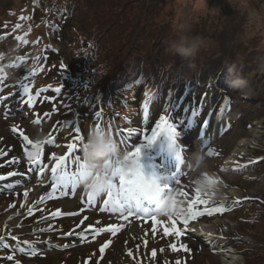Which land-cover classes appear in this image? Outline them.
I'll use <instances>...</instances> for the list:
<instances>
[{"label":"rangeland","instance_id":"rangeland-1","mask_svg":"<svg viewBox=\"0 0 264 264\" xmlns=\"http://www.w3.org/2000/svg\"><path fill=\"white\" fill-rule=\"evenodd\" d=\"M105 1H110L112 4H104V0L94 6L79 2L76 5L75 15L73 14L75 18L72 15L74 19L72 18L71 22L62 21V29L68 33V37L82 35L86 32L84 25H89L95 31L107 33L113 38L110 43L103 45L104 53H100V60L105 66L100 64L102 70H115L118 64L116 62L112 64L114 59L125 56L124 58H128L133 66L138 61L141 70L146 73L150 72L154 65H159L158 67L161 66L166 74L188 76L191 64L185 67L184 60L177 63L180 59L170 51L153 49L156 61L151 66L144 64L142 60L148 56L150 39H153V26L149 25L151 21L160 20L158 24L168 23L172 26L176 33L172 36L173 40L178 39L182 34L188 35L187 31L196 26L200 34L205 35L206 40L216 38L222 27L228 32L227 36L232 39L236 36L237 44L233 43L232 39H227L229 43L239 48L231 74H239L251 86V91L247 95H242L236 90L220 89L214 84L208 91L204 108L201 109L194 123L177 139V143L184 147V151L181 153L183 163L180 165L181 175L178 177L180 184L176 187L189 194L187 198L178 196L177 199L184 201L183 206L186 207L187 201L192 199L195 189L199 187L197 180L204 179L205 174L208 177H215L214 181L217 183L215 185L220 191L217 192L214 188L208 191L201 190L202 193H208L207 196H203L208 203L206 206L198 205L197 208L200 211H204L205 208L209 210L201 216L203 217L201 220L207 223L203 224V227L194 224L192 225L194 231L189 232L190 223L185 228L182 223L177 222V227L186 232L177 239L174 235H164L165 227L171 231V224L166 216L157 217L161 223L155 225V232L150 220H142L136 216L128 219L119 216V219H113L114 222L110 223L111 219L107 220L105 216H111L113 213L107 209L101 210L103 198L99 203L89 202L87 191L81 187H77L75 192L71 190L53 192L47 187V181L38 172L39 166L31 167L23 156L22 147L25 142L20 136V131H23L31 141L47 131L56 134L55 146L50 148L49 153L43 152L42 162L49 165L53 163L49 159L50 156L63 155L67 151L66 144L73 142L79 145V153L78 149L72 153L69 165L65 169L55 175H50V170L47 173L50 175V181L58 182L61 175L70 170L73 158H76L77 154L82 155L84 140L78 143L75 141V129L82 127L85 139L92 128L90 124L94 122L89 120V124L85 119H79L78 123L81 127L79 124H73L63 131L65 125L56 126V123H67L63 119V112H60L57 113V119L50 116L48 121L42 120L41 124L34 123V115L37 114L32 112L33 109L42 110L47 107L44 104H49L48 101L56 104L52 103L51 94L45 90L47 88L45 85L51 87L60 85V79L64 76V69L60 66L65 65V59L67 62L71 60L73 48L71 46L69 49L66 44H62L60 52L57 54L49 52V57L44 56L41 51L42 45L46 48V44L55 45L53 39L55 33L59 32L55 23L63 18H60L54 9L45 7L43 0H0V32L3 31L1 28H5L3 27L5 24L14 28L15 33L23 34L22 29L25 28V39L34 41L41 37L42 42L39 47L30 48L33 52L29 57L42 56L38 66L33 71H27L26 64L20 60H11L10 65L13 70L12 75L9 76L11 83L14 81L13 75H22L18 76V81L22 79L30 89L33 103L39 106L34 108L31 106L30 109L21 98L17 86L0 84V93H3L4 100H7L5 106H10V103L17 100L19 102L18 105L17 102L12 105L15 109L9 110L11 113L0 104V155L8 161L4 160L0 163V176L6 178L9 173H15L7 182L0 184V264H177V262L179 264H235L236 262L264 264V0H163V3L159 0H122L120 7H118L119 0ZM40 6L44 10H40ZM57 8L62 9L61 4L57 3ZM144 18L147 24H143ZM137 22L138 25L134 28ZM110 23L117 26V33L113 32L114 29L106 32L105 27ZM17 25L20 27L17 28ZM144 25H147V28H144ZM69 27H72L70 31ZM160 27L158 26L156 30ZM132 33L140 34L137 40L135 39V43L138 48L144 46L145 49L129 56L127 37L131 38ZM141 36L144 37L143 40H140ZM7 46L13 47V45ZM252 48L256 52L248 53L253 50ZM4 51L6 48L2 47L0 53ZM139 54L144 56L140 59ZM6 60L8 59H0V65H8L5 63ZM198 60H208V57L203 56ZM108 61L112 65L107 66ZM194 62H198L197 59ZM255 66L260 69L256 70ZM66 67L73 74L76 73L69 66ZM172 67L175 69L173 74H171ZM4 68L10 71L9 67ZM118 69H122V66H118ZM33 72L35 75H32ZM229 76L230 71L226 73L225 81ZM172 82L173 79L168 85L163 86L162 94L155 93V85L146 80L130 85L129 97H134L135 91L139 89L143 91L146 89V92L154 97L149 101L148 111H145V92L141 91L136 114L132 116L130 110L122 112L124 116H132L131 126L145 128L160 113L164 114L165 108H174L166 98L170 93L168 89L172 88ZM38 86L43 88L41 93L35 88ZM181 95L183 92L179 94ZM67 114L68 120H72L75 116L71 109ZM176 120L179 124L181 121L186 122L181 115H177ZM53 121V126L50 127ZM14 127L19 130L17 134L12 132ZM142 134L139 131L135 134L139 138L135 140L134 137L128 143L143 144ZM156 142L142 149L141 163L145 171L155 172L159 176L176 172L178 162L175 159L174 147L168 140L159 141L157 144ZM209 148L214 153L212 156L207 155ZM121 149L125 151L123 145ZM31 150L27 149V151ZM196 154L204 156L208 165L207 170H197L194 159ZM257 158H260V162ZM244 161L248 162L247 165L252 171L243 164ZM27 172L30 176L25 175ZM253 175L256 176L254 179ZM14 178H19V182L11 185ZM55 178L58 180L55 181ZM114 183L118 185V179L114 180ZM6 184L8 187H5ZM70 186V184L66 185V187ZM46 189L50 191L47 193ZM25 192L28 193L27 196ZM246 196H259L263 201L257 208L260 212L259 222L250 223L253 225L247 224L248 228L241 226L238 218L250 216V212L254 211L251 202L249 206L243 204L239 210L230 212L236 201ZM130 197L138 202L137 206H141V209L129 204V201H124ZM124 199L121 198V204L129 212H139L143 209L154 212V202L143 196L132 194ZM67 203L70 204L68 207ZM88 203L90 206L87 205ZM215 208H222L221 211L216 212L219 214L218 217L214 215L215 211H211ZM105 220L108 222L105 223ZM113 223L119 229L115 235L97 231L98 228H105ZM206 227L214 228L210 233L215 237L213 241L212 238L207 237L209 233L204 232L205 229H209ZM238 232L245 237L238 238ZM246 235L252 240L247 239ZM26 240L31 243L25 245L23 242ZM104 243H108V247L102 255L99 249ZM3 244L8 249L3 248ZM171 245H175L177 251H173ZM181 245L186 246L188 251H184ZM225 246H229L232 251L237 248L238 252L235 250V253L227 254ZM153 250L155 256L152 254ZM33 251L38 254L31 255ZM129 252L132 253L131 256L128 255ZM8 255H12L13 260L9 261Z\"/></svg>","mask_w":264,"mask_h":264},{"label":"trees","instance_id":"trees-1","mask_svg":"<svg viewBox=\"0 0 264 264\" xmlns=\"http://www.w3.org/2000/svg\"><path fill=\"white\" fill-rule=\"evenodd\" d=\"M43 1L45 3V7L54 9L59 17L63 18L62 20H59L58 23H55L58 26L57 29L59 30V32H57V34L55 33V37L53 39L55 45L51 46L46 44L48 50L47 52H53L54 54H57L58 52H60L62 44H66L69 49L72 46V58L71 60H69V62H67L65 59V65L69 66L76 72L75 74H73L72 71L65 65H59L64 69V76L60 79V85L55 88L47 85L46 91H49L56 96L62 95L63 93H68L73 90H75V92L77 91L82 93V98H80L81 96L78 95L75 96L77 98H80L79 102H76L77 99L74 97L73 102L71 103V106L73 107V109H75L76 116L79 118H82L83 116L89 117L90 115L96 116V113L92 115L91 112L95 108V106L98 105L99 109L97 112L100 113L99 118L102 119L103 123L101 129L106 130L108 133H111V131L116 128H118L117 132H119H116V134L125 133L128 127L126 125H123L121 127L119 126V123L123 122V120L125 121L126 119L122 112L130 110L132 111L131 115L136 114V103L138 102L140 89L135 91L134 97L130 98L128 96V91L130 90L129 87L132 83H136L138 81L145 82L146 80L148 83L155 85V93L162 94V90L164 89L163 86L168 85L169 81L173 79L172 88L168 89L170 93L166 96V98H168V101L174 107L172 115L175 121L177 115H181L184 119H186L188 114H191L192 112L199 110L200 108L202 109L203 106L202 103H200V98H202L206 94V88H211L212 83L217 82L220 88H227L225 75L232 69L234 63H236L238 57L237 52L239 48L237 49V46H234L233 44L229 43V41H227L228 38L232 39V37L226 35L228 34V32L224 31L223 27L216 38L206 40L207 47L205 49H202L195 58V60L197 59L198 62H194L195 60L193 61V63H191L192 61L185 62V67L191 64V71L189 72L188 76H173L169 75L168 73L166 74L164 73L165 71L161 68V66L160 68L158 67L159 65H154L151 71L146 73L141 70L140 63L138 61H136L135 66H133V63L130 62L128 58H124L125 56L121 58L116 57L114 59V62L112 63L114 64L116 62L118 64L116 69L106 71V69H100V66L102 65V62L100 60V53H104L103 45L110 43V41L113 39L112 37L108 36L107 33L104 32H100V34L89 25H84L86 28L85 33L77 36L73 35L71 37H68V33H65L62 29V21L71 22L75 18L74 15L77 3H90L94 6V4H96L97 2L99 4L101 0ZM119 1L120 2L118 4V7L121 6L122 0ZM159 2L163 3V0H159ZM57 3L61 4L62 9L57 8ZM104 4L112 3L110 1L106 2L104 0ZM39 9L44 10L42 6H40ZM92 11L87 12L92 13ZM72 15L74 18L72 17ZM159 21H151V23L149 24L153 26V39H150L151 46L148 47V56L145 58V60H142L146 66H151L156 61V54L153 49L163 50L164 52L169 51L168 45L171 41H173L172 36L176 34L174 33L172 26H170L168 23L158 24ZM145 23L147 24L146 19L144 18L143 24ZM137 25L138 22L134 28H136ZM158 26L161 27L156 30ZM71 28L72 27H69V31L71 30ZM144 28H147V25H144ZM105 30L106 32L113 30V32L117 33V26L113 23H110L105 27ZM23 31L24 33L22 36L24 37L26 34V29L24 28ZM187 33L190 37L200 36L205 38V35L200 34L197 26L192 27V29L188 30ZM139 36L140 34L132 33L131 38L129 36L127 37V53L129 54V56L132 53H137V51L142 52L145 49L144 46L138 48L137 44L135 43V39L137 40V37ZM143 39L144 37L141 36L140 40ZM231 41L237 44L236 36ZM245 47L249 48L248 46ZM32 52L33 50L30 52V54H32ZM254 52H256V50L253 49L248 53L253 54ZM173 55L180 59L177 63L182 61V58L180 56L176 54ZM141 56L144 55H140V59ZM203 56H207L208 60L199 61L198 59L202 58ZM112 64H110V61H108L106 65L109 66ZM118 66H122V69H118ZM254 68L256 70L260 69V67L256 66ZM174 70L175 69L172 67L171 74H173ZM215 77L217 78L215 81H213ZM56 88H60L61 91L56 92ZM144 92H146V89H144ZM182 92L183 95L179 96V94ZM184 94L186 96H189V98H186V96L183 97ZM190 102H195V105H190ZM175 107H177V109H175ZM154 123H151V125L153 126ZM184 124L187 125L186 122ZM136 130H138V128H136ZM148 134H150V130ZM160 138L164 140L163 135L160 136ZM262 203V200H258L257 205L254 206V212L252 213L251 211L250 216L242 219L238 218L241 226L247 227V224L253 225L250 223H255L256 221L257 224L259 222L258 218L260 212L257 208ZM238 236L239 238L245 237V235H241L239 232ZM246 238L252 240L250 236Z\"/></svg>","mask_w":264,"mask_h":264},{"label":"snow or ice","instance_id":"snow-or-ice-1","mask_svg":"<svg viewBox=\"0 0 264 264\" xmlns=\"http://www.w3.org/2000/svg\"><path fill=\"white\" fill-rule=\"evenodd\" d=\"M17 28L20 26L17 25ZM17 39H21L17 37ZM26 43V41H25ZM2 59V57H0ZM22 59V58H21ZM11 65H0V73H3L4 67H9ZM35 75V72L32 73ZM3 80V76H0V81ZM22 88L23 93L27 96V100L25 101L26 105H31L33 103V97L30 94V89L26 85H19ZM56 92H60V88L55 89ZM145 100H144V110L148 111L149 101L154 99V97L145 92ZM172 109L165 108L164 114L159 115V118L155 121L154 125L150 129V134L145 135L143 133V140L144 143L137 145L136 143L129 144L128 141L135 137L137 140V136L132 130H127L125 136L120 140V144L125 148V159L131 158L134 159L137 163V168L135 173L132 176V179L125 180L122 176H117L118 173V166H113V161L108 160L105 162V167H113V179L109 183V187L106 191V194L103 197V207L101 210L107 209L110 213L118 214L123 219H128L131 216H136L142 220H150L153 227V232H155V225L160 224L161 221L157 219L158 216H166L171 224V231L167 227L164 228V235H174L177 239L181 236L185 235L186 232L182 231L180 228L177 227V222L182 223L185 228L187 227L190 220H194L198 216H202L205 212H209L207 208L204 211L198 210V205H207V199H204L203 196H207L208 193L201 192V188L197 187L195 189V195L192 197L191 200L187 201V206L184 205V201H180L177 199L178 196L180 197H188V192L180 190L179 187H176L180 184L179 176L181 175V168L180 165L183 163V158L181 153L184 151V147L177 143L178 137H180L183 131L191 126L192 121L189 120L187 125L184 124L183 121L180 122L178 125L172 118H171ZM96 116L99 117L100 113L96 112ZM193 116H195V112H193ZM7 118V116H6ZM39 123V121H35ZM207 123V121H205ZM97 131L101 129L100 124L97 123L96 125ZM12 131L16 133L18 129L16 127L12 128ZM81 129L76 128L74 132V139L76 142H80L82 140ZM164 136L169 141L170 145L175 149V159L177 160V170L176 172L166 175V176H159L155 172L147 173L145 171L144 166L141 163V153L142 149L145 147L151 146L160 136ZM20 136L22 140L25 142L24 147L26 149V155L28 161L32 165L39 166V172L47 181V187H50L53 192L56 191H65L71 190L73 192L76 191L78 187V177L83 174V170L85 168L84 163L81 161L79 155L72 161V166L68 172H65L61 175L60 180L58 182L50 181V175L56 174L58 171L65 169L69 165V158L71 157L72 153L76 151V144L75 143H68L66 144L67 151L63 155L56 156L53 154L49 157L53 163L51 165L42 162V155H43V147L40 141L33 142L29 139V137L23 132L20 131ZM45 143L51 144L52 140H48ZM28 145H31V151H27ZM130 148V150H128ZM214 153L209 148L207 149V155L212 156ZM50 170V175L47 173ZM9 175H15V173H9ZM5 177L0 176V180H4ZM118 179V185L114 183V180ZM160 179L164 180L163 184H156L158 189V193L161 195L171 194V202L169 210L164 211L160 214H156L155 212H150L148 209H143L139 212H129L125 210V208L121 204V197L125 193L132 194L133 190L129 187V185L135 184L137 188H140L144 185L151 184L156 182ZM216 181L210 179L206 174L204 175L203 184L206 185L208 188L212 187ZM70 184V187H66V185ZM27 192H25V196H27ZM145 199L149 201H153L151 197L144 196ZM87 199L89 202H96L98 197L95 196L92 192H87ZM177 204L180 205L179 211H177ZM222 208H215L211 211H221ZM210 214V213H209ZM118 226L113 223L112 225L105 227V228H98V232H107L112 233L115 235L118 231ZM209 235H211L209 233ZM13 239H17V237H13ZM25 245H29L30 241H24ZM66 247V246H65ZM108 247V243L102 244L100 247V253L103 255L105 248ZM173 251H177L175 245H171ZM181 248L184 251H188L187 247L181 245ZM38 253L33 251L31 255L35 256ZM153 256H155V250H153ZM128 255H132L131 252ZM7 259L9 261L13 260L12 255H8ZM179 264V262H177Z\"/></svg>","mask_w":264,"mask_h":264},{"label":"clouds","instance_id":"clouds-1","mask_svg":"<svg viewBox=\"0 0 264 264\" xmlns=\"http://www.w3.org/2000/svg\"><path fill=\"white\" fill-rule=\"evenodd\" d=\"M206 47L207 41L204 37H190L182 34L178 39L169 43L168 50L180 56L184 61H194L201 50ZM0 57L8 59L9 62L14 58L9 53H0ZM226 84L228 88L236 90L242 95H247L251 91V86L239 74H231V70ZM194 159L197 170H207L208 165L203 155L196 154ZM108 160L113 161L114 167L118 166L117 176H122L125 180L132 179L137 168L136 161L131 158L125 159V151L121 150L116 140L106 130L97 131L94 127L90 128L82 147L81 161L85 168L83 174L77 178L78 187L87 192H92L98 198L103 197L113 179V167H105V162ZM157 183L163 184L164 180L160 179L140 188H137L135 184L129 185V187L133 190L132 194L151 197L155 204L154 212L160 214L169 210L171 194H159L156 187ZM197 184L202 191H208V187L203 184L202 178L197 180ZM179 208L180 205L177 204V211Z\"/></svg>","mask_w":264,"mask_h":264},{"label":"bare ground","instance_id":"bare-ground-1","mask_svg":"<svg viewBox=\"0 0 264 264\" xmlns=\"http://www.w3.org/2000/svg\"><path fill=\"white\" fill-rule=\"evenodd\" d=\"M248 142H252V141H248ZM54 175H55V174H54ZM54 180L57 181L58 179L55 178ZM49 191H50V189H46V190H45V192H47V193H48ZM64 204H65V203H64ZM69 205H70V204H68V203L66 204L67 207H68ZM107 222H108V221L106 220L105 223H107ZM109 222H110V223H111V222H114V220L111 219ZM199 224H200V223H199ZM200 226L203 227V225H201V224H200ZM215 227H216V226H215ZM206 228H210V227H206ZM213 230H214V228H212V231H213ZM205 231H207V229H205L204 232H205ZM210 231H211V229H210ZM212 231H211V232H212ZM209 236H210V238L213 237L212 235H207V237H209ZM231 259H232V257H231ZM233 259H234V257H233ZM235 264H238V262H236Z\"/></svg>","mask_w":264,"mask_h":264}]
</instances>
